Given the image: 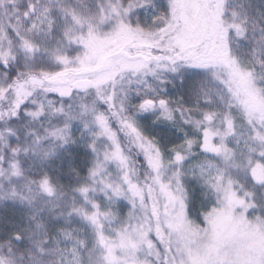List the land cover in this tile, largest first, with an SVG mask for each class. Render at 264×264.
Listing matches in <instances>:
<instances>
[{
    "label": "snow or ice",
    "instance_id": "6c2138e0",
    "mask_svg": "<svg viewBox=\"0 0 264 264\" xmlns=\"http://www.w3.org/2000/svg\"><path fill=\"white\" fill-rule=\"evenodd\" d=\"M0 264H264V0H0Z\"/></svg>",
    "mask_w": 264,
    "mask_h": 264
}]
</instances>
